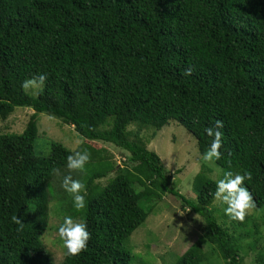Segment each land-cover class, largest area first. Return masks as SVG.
<instances>
[{"label": "trees", "instance_id": "16d2710c", "mask_svg": "<svg viewBox=\"0 0 264 264\" xmlns=\"http://www.w3.org/2000/svg\"><path fill=\"white\" fill-rule=\"evenodd\" d=\"M40 74L31 96L21 84ZM16 107L33 113L21 133L0 134V264H51L42 236L52 199L89 232L86 248L59 264H131L129 237L166 194L205 226L176 264H246L242 241L255 248L264 213V0H0V119ZM37 113L86 141L74 151L52 143L48 157H34ZM169 122L200 155L211 142L205 129L221 132L215 164L250 174L254 216L219 223L204 167L193 181L196 201L170 188V173L138 136L149 131L153 140ZM94 141L126 152V164ZM84 149L83 171H91L68 170L67 156ZM110 173L105 186L96 183ZM65 174L84 184L81 210L60 187Z\"/></svg>", "mask_w": 264, "mask_h": 264}, {"label": "rangeland", "instance_id": "374dc122", "mask_svg": "<svg viewBox=\"0 0 264 264\" xmlns=\"http://www.w3.org/2000/svg\"><path fill=\"white\" fill-rule=\"evenodd\" d=\"M40 90L41 86L36 85L34 88L25 91L31 96H36ZM32 113L33 110L30 108L16 107L10 116L4 120L0 119V134L21 133ZM36 121L37 136L33 144L34 157H48L52 143H59L68 150L74 151L86 141L72 127L44 113H37ZM130 130L135 131L136 127L132 126ZM149 135V131L141 130L138 136L144 140L148 150L156 153L170 173V188L178 191L184 198L193 202L196 201L197 194L193 187V181L201 167L208 169L209 176L214 181L222 173L223 169L217 164L209 165L203 162L197 149L196 140L182 126L169 122L158 132L155 139L145 140ZM92 143L97 148H105L112 156V162L116 165L124 166L126 164L128 154L123 150L108 143L98 141ZM89 171L91 169L83 171V173L87 174ZM114 176V173H110L96 183L105 186ZM50 193L52 194L51 186ZM55 203L56 201L52 199L48 228L42 236L46 257L51 264H59L63 260L64 250L56 230L63 217L71 215L64 209L63 205L58 203L56 204L59 209H54ZM210 208L214 211L219 223L224 221L228 226L230 225V220L224 214L223 206L219 201L214 200ZM261 212L255 210L257 215ZM247 215L254 216L253 209L248 210ZM195 216L196 214L191 213L187 206L182 208L178 198L170 194L163 196L161 201L153 206V210L145 222L129 237L127 248L132 253L133 261L131 264H176L179 257L204 233L203 219ZM256 223L259 238L255 248L253 250L247 248L253 239L248 238L242 241L241 254L246 264H261L257 260V256L261 254L264 256V213L256 219ZM234 232L236 233V231ZM204 250L208 252L206 246ZM214 261L213 259L209 260L210 264H218Z\"/></svg>", "mask_w": 264, "mask_h": 264}, {"label": "clouds", "instance_id": "9594fccd", "mask_svg": "<svg viewBox=\"0 0 264 264\" xmlns=\"http://www.w3.org/2000/svg\"><path fill=\"white\" fill-rule=\"evenodd\" d=\"M186 74H188L186 72ZM46 79L44 74L38 77L24 80L21 87L25 90L34 88L38 83L42 84ZM220 127L217 121L216 129ZM214 128H206V135L211 137V142L206 150L201 154L203 162L214 165L220 159L221 152V132ZM90 159L87 149L78 150L69 154L66 158V168L68 170L83 171ZM57 175H60L57 172ZM250 179V174L244 172L222 171L215 179V191L211 196L215 201H219L223 206V212L234 220H243L248 210L255 206L253 197L244 184L245 180ZM60 187L71 194V204L76 210H81L86 206L85 195L82 194L84 184L79 179H73L71 174L61 176ZM198 215V214H197ZM196 215V216H197ZM195 216V217H196ZM16 223L22 226L20 219L16 218ZM56 234L59 236L64 250V254L75 256L84 250L89 240V232L86 223L82 220H75L71 215H65L62 222L58 224Z\"/></svg>", "mask_w": 264, "mask_h": 264}]
</instances>
